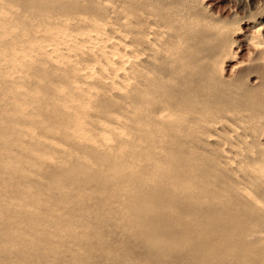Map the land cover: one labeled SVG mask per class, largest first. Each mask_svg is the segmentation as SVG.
I'll return each instance as SVG.
<instances>
[{
  "label": "bare ground",
  "instance_id": "6f19581e",
  "mask_svg": "<svg viewBox=\"0 0 264 264\" xmlns=\"http://www.w3.org/2000/svg\"><path fill=\"white\" fill-rule=\"evenodd\" d=\"M211 2L0 0V264H90L88 198L158 256L264 264V26Z\"/></svg>",
  "mask_w": 264,
  "mask_h": 264
},
{
  "label": "rangeland",
  "instance_id": "374dc122",
  "mask_svg": "<svg viewBox=\"0 0 264 264\" xmlns=\"http://www.w3.org/2000/svg\"><path fill=\"white\" fill-rule=\"evenodd\" d=\"M212 1V2H211ZM248 1V2H247ZM210 2L212 3V8H213V10H217V12L218 11H222L221 13H223V14H227V13H231V18H233V16H238V17H243V19H242V26L246 29V28H249V27H251L252 25H254V24H260V25H262V26H264V0H210ZM260 2H261V4H260ZM241 3V4H240ZM248 3L249 4H253L252 5V10H253V12H256V15H255V17H253V18H249V17H245V16H247V14H249L248 12H249V8H248ZM214 4V5H213ZM236 5V6H235ZM201 6H203V5H201ZM260 8H259V7ZM235 7H237V8H235ZM215 8H217V9H215ZM240 10H239V9ZM223 9V10H222ZM228 9H230V10H228ZM233 9H236L235 11L233 10ZM244 9H246V11L244 10ZM239 11V14H236V12H238ZM244 15V16H243ZM251 20V21H250ZM243 49L245 48V44L243 45V47H242ZM244 53H245V50L243 51ZM242 52V53H243ZM254 73H256V72H254ZM257 74V73H256ZM72 199H76V196H74V197H72ZM89 199V198H88ZM87 199V200H88ZM86 200V205H84V207L82 208V209H80L79 208V206H77V208H79L78 210H76L75 209V211H73V213H76V214H74L75 216H76V218L78 217V219H79V221H80V219L85 215V218L83 217V219H84V221H85V219H87L86 221H85V223H89L90 224V226L92 227V228H95V229H97L98 231H99V233L101 232V240L102 241H105V243H103L101 240V242L102 243H99L100 241L98 240V236H95L94 237V234L92 233V234H90V236L88 235V238H89V242H94L95 243V245H96V248H94L93 249V251H96V252H92V253H85V256H87L88 258H89V262L90 261H92V262H90V264H179L180 262V264H184V263H186V264H200V263H202V264H206V263H204V262H201V260H196V259H199V256H197V255H195L194 253H196L195 251H196V249L199 247V249L201 248L199 245H197L194 249L195 250H193L192 249V246H188V245H186V246H188L187 248H186V246H184L183 248H182V246H180V244H178L177 246L178 247H180V248H178L175 244H174V251L173 250H171L170 252L171 253H168V254H164V255H166V256H163V255H161V256H158L157 255V253L155 252V247H148L147 246V244H145L143 241L142 242H140V241H135V240H137V239H135V238H133L132 236H130V234L132 233L131 232V229L130 228H127V229H129V230H127L126 229V226H123L122 225V223L121 222H118L119 221V217H120V213L119 212H114V213H112V214H109V215H107L106 214V211H105V209L103 208V207H100V208H97V207H93V205H94V203L96 202V199L94 198H91V199H89L88 201ZM93 200V201H92ZM92 205V206H91ZM89 208V209H88ZM105 211V212H104ZM79 212V213H78ZM81 212V213H80ZM85 212V213H84ZM88 212V213H87ZM82 213H84V214H82ZM118 215H117V214ZM79 214H80V216H79ZM82 214V215H81ZM116 216L118 217V220H117V218H116ZM91 217V218H90ZM116 218V219H115ZM83 219H81V220H83ZM110 219V220H109ZM95 220V221H94ZM83 221V222H84ZM92 221H94V222H92ZM81 222V221H80ZM111 223V224H110ZM113 223V224H112ZM121 225H122V227H121ZM100 228V229H99ZM80 231V230H79ZM126 233H127V236H125L126 235ZM128 233H130L129 235H128ZM130 238V239H129ZM105 239H107V240H105ZM135 241L134 243H132V246H131V242L133 241V240ZM132 240V241H131ZM128 241H130V242H128ZM72 243H74V244H76L75 242H68L67 243V245H68V247H69V245L71 244V246L69 247L70 249H73V248H71V247H73L74 245H72ZM125 243V244H124ZM136 243V244H135ZM140 243V244H139ZM127 244V245H126ZM142 244H144V246L142 245ZM98 245H103V246H100V247H98ZM126 245V246H125ZM134 245H136V246H134ZM139 247H138V246ZM66 247V246H65ZM107 247H109L108 249H106ZM124 247V248H123ZM147 247V248H146ZM189 247H190V249H189ZM62 248L63 247H61V250H62ZM75 248V247H74ZM129 248V249H128ZM132 248H133V251H134V253H135V256H134V254L132 253L133 251H132ZM141 248H145V249H141ZM64 249V248H63ZM65 249H67V248H65ZM64 249V250H65ZM69 249V250H70ZM76 250L74 251V249L72 250L74 253H76L77 252V245H76V248H75ZM147 249V250H146ZM185 249V250H184ZM188 249V250H187ZM198 249V250H199ZM64 250H62L63 252H66V251H64ZM69 250H67L68 251V253L67 254H70L71 253V255H72V252H69ZM100 250H103V251H100ZM125 250V251H124ZM129 250L131 251V252H129ZM179 250V252H177ZM61 251V252H62ZM107 251V252H106ZM135 251H137V252H135ZM181 251V252H180ZM183 251V252H182ZM188 251V252H187ZM194 253H193V252ZM63 252L62 253H59V254H63ZM101 252H103V253H101ZM129 252V253H128ZM146 252H148V253H146ZM176 252H177V254H176ZM192 252V253H191ZM66 253H64L63 254V257H64V255H65V257L64 258H66V260H67V257H68V260H70L71 259V255H67ZM143 253V254H142ZM146 253V254H145ZM153 253V254H152ZM99 254V255H98ZM101 254H103V255H101ZM129 254V255H128ZM152 254V255H151ZM154 254H155V256H154ZM172 254V255H171ZM182 254H183V256H186V260H184L185 259V257H183L182 256ZM193 254V255H192ZM1 255H4V253H1L0 254V261H3V262H7V260L9 261V262H14V258L15 257H17V255H16V252H15V254H12L11 253V255H9V254H6L5 255V257H3V256H1ZM15 255V256H14ZM101 255V256H100ZM146 257H145V256ZM169 255H171V257L169 256ZM180 255V256H179ZM191 255V256H190ZM14 257L13 259V261H12V259H10V258H12V257ZM59 256H62V255H59ZM134 256V257H133ZM175 256V259H173L172 257H174ZM182 256V257H181ZM196 257V259H195V257ZM130 257V258H129ZM145 257V258H144ZM168 257H170V258H172L171 260L168 258ZM180 257V258H179ZM34 258H37V260H39L41 257H34ZM34 258H33V260H34ZM51 258V257H50ZM49 257L47 258L48 260H50L51 261V259L53 258H51L50 259ZM59 258H61L62 259V257H59ZM156 258V259H155ZM6 259V260H5ZM43 259H45V258H41V264H43V261L44 262H46V260H43ZM53 259H55V258H53ZM52 259V260H53ZM159 259V260H158ZM165 259V260H164ZM179 259V260H178ZM182 259V260H181ZM16 260H18V259H16ZM32 260V262H36L37 260H35V261H33ZM48 260H47V262L46 263H48L49 264V262H48ZM62 260H64V259H62ZM62 260H60L61 262H62ZM149 260V261H148ZM154 260H155V262H154ZM162 260H164V261H162ZM175 260L177 261V262H175ZM54 262L53 263H55V264H57V261L58 260H53ZM60 261L58 262V264L60 263ZM96 261V263H94ZM162 261V262H161ZM179 261V262H178ZM192 261V262H191ZM9 262H7V263H9ZM31 262V263H32ZM154 262V263H153ZM172 262H174V263H172ZM0 263H2V262H0ZM31 263H29V264H31ZM37 263H39L40 264V262L38 261V262H36L35 264H37ZM46 263H44V264H46ZM76 263V262H75ZM215 263V262H214ZM32 264H34V263H32ZM50 264H52V261H51V263ZM61 264V263H60ZM78 264H80V263H78ZM88 264V263H87ZM212 264V263H211ZM217 264V263H216Z\"/></svg>",
  "mask_w": 264,
  "mask_h": 264
}]
</instances>
